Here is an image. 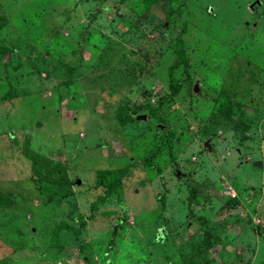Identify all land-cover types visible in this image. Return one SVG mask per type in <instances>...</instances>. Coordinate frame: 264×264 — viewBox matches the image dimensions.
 <instances>
[{"label": "rangeland", "instance_id": "obj_1", "mask_svg": "<svg viewBox=\"0 0 264 264\" xmlns=\"http://www.w3.org/2000/svg\"><path fill=\"white\" fill-rule=\"evenodd\" d=\"M0 15V264H264V0H0ZM177 34L189 65L170 73ZM172 82L157 172L140 158ZM124 166L114 192L96 186Z\"/></svg>", "mask_w": 264, "mask_h": 264}, {"label": "trees", "instance_id": "obj_2", "mask_svg": "<svg viewBox=\"0 0 264 264\" xmlns=\"http://www.w3.org/2000/svg\"><path fill=\"white\" fill-rule=\"evenodd\" d=\"M160 0H142L144 5L146 7H150L154 3L158 2ZM7 19L3 15H0V30L3 28V26L6 24ZM176 44L178 48V57L171 63L170 65V73H172L173 69L183 65L187 66L189 65V59L186 55L184 46H183V40L181 38L180 34H177L176 37ZM170 91L168 93H165L162 95L158 101L157 105L155 108H152L151 111L153 112V115L157 118L158 120V125H157V130L154 135V144L152 149L150 150L149 154L146 156H143L140 158V162L151 168L155 169L157 172L160 170L159 167L155 164V159L159 155V153L162 151L163 147H167L169 150V153H171L172 149V144L175 139V134L173 130H166L165 127L163 126L165 124V118H164V111L170 106V102L172 101V98L174 94L177 92V85L175 82H172L170 85ZM129 172V167L124 166L121 168H116V169H109V170H99L96 175V180L95 184L96 186H102L105 189L106 193H112L114 192L119 184L122 181V178ZM175 172L178 176L182 178H186V175L181 174L178 169H175ZM59 174V170L57 169L54 171L52 176V181L48 183V187L50 189L49 191V198L52 199L54 195L59 194L60 189H56L55 184L60 182L59 179L57 178V175ZM181 174V175H180ZM66 185H70L69 180L64 181ZM66 194V193H62ZM195 197V191L194 189L190 192L188 195V201L191 202ZM0 199H4L3 196L0 194ZM121 225V220L119 219L114 226L113 231H115V228ZM67 225L65 223H58L54 227V233L53 235L54 238H57V235L63 227H66ZM117 229V228H116Z\"/></svg>", "mask_w": 264, "mask_h": 264}, {"label": "built area", "instance_id": "obj_3", "mask_svg": "<svg viewBox=\"0 0 264 264\" xmlns=\"http://www.w3.org/2000/svg\"><path fill=\"white\" fill-rule=\"evenodd\" d=\"M222 186H223L224 193L229 195V197L235 198L237 196L236 192L234 191V189L230 185H228L226 183H222Z\"/></svg>", "mask_w": 264, "mask_h": 264}, {"label": "water", "instance_id": "obj_4", "mask_svg": "<svg viewBox=\"0 0 264 264\" xmlns=\"http://www.w3.org/2000/svg\"><path fill=\"white\" fill-rule=\"evenodd\" d=\"M198 88H199L198 85H195V86H194V90H195V91H197Z\"/></svg>", "mask_w": 264, "mask_h": 264}]
</instances>
